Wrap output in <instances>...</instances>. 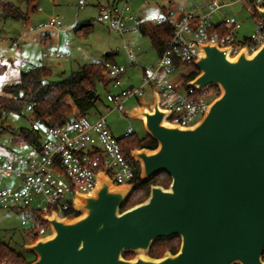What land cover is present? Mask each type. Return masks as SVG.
<instances>
[{"label": "water", "instance_id": "obj_1", "mask_svg": "<svg viewBox=\"0 0 264 264\" xmlns=\"http://www.w3.org/2000/svg\"><path fill=\"white\" fill-rule=\"evenodd\" d=\"M256 11L264 23V8ZM229 52L201 46L199 75L187 86L219 95L194 126L167 123L156 91L129 113L157 144L131 152L141 180L166 174L170 186H151L143 203L123 211L133 184L99 173L95 189L73 201L76 217L43 218L52 233L26 245L30 264H264V43L253 54ZM174 238L177 254L148 256Z\"/></svg>", "mask_w": 264, "mask_h": 264}, {"label": "built area", "instance_id": "obj_2", "mask_svg": "<svg viewBox=\"0 0 264 264\" xmlns=\"http://www.w3.org/2000/svg\"><path fill=\"white\" fill-rule=\"evenodd\" d=\"M123 1V11L116 6L108 10L103 8L97 20L109 24L121 35L127 31L124 11L130 5V0ZM237 3H242L255 21L257 30L250 37L241 38V23L223 17L225 9ZM80 5H85V0H80ZM257 8H264V0H237L232 4L226 0H208L181 18L178 14L169 13L156 19V24L167 22L172 26V40L157 64L144 68L141 88L107 97L113 106L110 111L123 112L129 99L143 98L145 88L151 86L152 97L156 91L160 108L169 111L167 123L183 128L194 126L218 95L207 90L196 96L195 89L185 90L183 75L191 71L188 63L195 65L201 46L207 43L217 44L222 49L229 48L231 58L238 56L244 48L248 54L255 53L264 43V23L258 17ZM215 19L219 22L214 23ZM61 26L59 18L53 17L42 28L61 31ZM215 26L218 29L212 31ZM130 55L131 62L136 63L131 51ZM58 57L66 58L68 54L58 53ZM123 71V68H113L106 76L116 78ZM212 96L215 97L213 100L210 99ZM27 111L31 112V109ZM32 130L39 144L20 145L19 152H14L10 158L0 156V210L16 205L28 210L34 205L29 210L34 225L25 229L27 238L34 243L52 233L44 217L55 215L58 219H65L77 216L73 213V201L79 194H88L95 189L99 173L107 174L114 185L131 184L134 174L123 158L118 139L110 131L105 116L91 123L85 116L77 115L75 123L65 128L43 127L35 122ZM132 133L129 131L125 136ZM26 224L23 223L24 226Z\"/></svg>", "mask_w": 264, "mask_h": 264}, {"label": "rangeland", "instance_id": "obj_3", "mask_svg": "<svg viewBox=\"0 0 264 264\" xmlns=\"http://www.w3.org/2000/svg\"><path fill=\"white\" fill-rule=\"evenodd\" d=\"M206 1L208 0H130L129 9L124 11L127 31L121 35L111 29L109 24H102L97 20L103 8L108 10L116 6L123 11V0H85L83 6L80 5V0H33V7L28 0H3V4H10L23 15L19 19H5L2 17L3 4L0 5V95L5 94L6 86L18 83L21 73L27 72L32 65L49 67L52 76L47 82L59 84L80 66L103 63L105 55L113 53L115 67L111 69L123 68L124 73L106 87L97 86L96 91L101 101L85 117L94 123L100 116H107V125L116 139L124 137L129 131L137 138L144 139L148 135L143 121L129 116L132 109L139 106L138 98L129 99L123 112L115 111L110 114L106 109V106L113 107L107 101L109 95H119L132 86L141 88L143 69L154 67L159 61L149 38L141 34L139 24L146 22L156 25L155 20L166 14L189 12ZM236 1L226 0V3ZM223 15L224 18L236 19L241 23V38L256 33L255 21L242 3L227 7ZM53 17H58L62 23V36L58 35L55 28H42ZM217 22L219 20L215 19L214 23ZM89 25L91 31L86 33ZM83 27L81 32L77 31ZM47 35H50V39L44 42L43 37ZM66 44L69 46L67 52L64 50ZM59 51L69 53V58L58 59L55 55ZM130 51L136 63L131 62ZM24 59L26 62H22ZM2 65L14 67L9 73L2 74ZM106 79L109 77L106 76ZM151 90L152 87L147 86L143 96L149 103L153 102ZM213 97L210 99L213 100ZM34 123L29 111H25L22 116L5 115L0 126L7 128V131L0 135V156L10 158L14 152H19V147L12 142L13 135L22 128L32 129ZM33 206L28 210L20 205L0 210V240L30 260L33 255L25 247L32 243L27 238L25 229L34 225L29 211ZM24 222L27 223L26 226L23 225ZM132 255L130 259L135 258Z\"/></svg>", "mask_w": 264, "mask_h": 264}, {"label": "trees", "instance_id": "obj_4", "mask_svg": "<svg viewBox=\"0 0 264 264\" xmlns=\"http://www.w3.org/2000/svg\"><path fill=\"white\" fill-rule=\"evenodd\" d=\"M29 5L33 7V0H28ZM3 0H0V5ZM35 9V8H33ZM22 13L13 8L8 3L3 4L2 17L7 19H19ZM182 15H179L181 18ZM91 31V25L87 26ZM81 29H77L81 32ZM139 29L144 37L149 38L151 48L155 50L158 56H162L169 46L173 28L167 22L159 24H151L142 22L139 24ZM218 29V26L212 27V31ZM50 39L47 35L43 37V41ZM113 53L105 55L103 63L86 64L78 70L66 77L59 84H50L47 80L52 76V72L44 66H35L27 72H22L18 83L5 87V94L0 95V124L4 116L14 114L22 116L25 111L31 109L34 121L43 127H69L75 123L77 115L86 116L96 104L100 102L96 88L98 85L108 86L116 78L106 79V74L111 67H115ZM178 63V62H177ZM179 65V64H178ZM191 71L188 75H183L184 88H188V82L192 81L199 75L194 63L190 62ZM215 91L219 95V90L212 87L208 90ZM196 96L202 95V92L194 90ZM7 128L0 126V135L5 133ZM14 145L39 144V139L32 129L22 128L13 135L12 140ZM123 158L130 165L134 178L131 182L134 186L133 193L122 210L125 211L138 204L143 203L150 194L151 186H161L168 188L171 184V179L166 174H159L149 182H143L140 178V166L131 157L133 150L149 149L154 150L157 147L155 141L147 136L144 139H139L132 133L129 136H124L118 139ZM73 213L76 214L74 211ZM180 245L178 239H171L165 242H160L153 246L150 255L153 257H161L166 251L176 253ZM33 259L30 260L25 255H22L11 248L9 245L0 240V264H30L35 260V255L32 253ZM132 254H125L126 259H130ZM264 260V255H263Z\"/></svg>", "mask_w": 264, "mask_h": 264}, {"label": "crops", "instance_id": "obj_5", "mask_svg": "<svg viewBox=\"0 0 264 264\" xmlns=\"http://www.w3.org/2000/svg\"><path fill=\"white\" fill-rule=\"evenodd\" d=\"M184 13H187V12H184V11H182V12H179L178 13V15H183ZM58 31V30H57ZM58 35L59 36H62V32L61 31H58ZM49 37H50V35H49ZM49 41V39H46V41ZM69 49V46L66 44V45H64V50H65V52H67V50ZM58 53H62V51H59ZM58 53L55 55L58 59H65V58H59L58 57ZM66 54H68V57H66V59L67 58H69V53H66ZM129 54H130V52H129ZM130 59H131V55H130ZM22 62H26V60L24 59V60H22ZM3 66V68H2V74H4V73H9L12 69H13V67H14V65H2ZM35 66H39V64H35V65H32L30 68H32V67H35ZM115 66V65H114ZM44 67H46V66H44ZM81 67V66H80ZM79 67V68H80ZM46 68H48L49 70H50V68L49 67H46ZM78 68V69H79ZM144 70V69H143ZM51 71V70H50ZM52 72V71H51ZM124 73V71L122 72V73H120L121 75ZM120 74L118 75V76H120ZM115 80H117V79H115ZM114 80V81H115ZM112 83V82H111ZM110 83V84H111ZM134 87L132 86V87H130L129 89H133ZM134 108H136V107H134ZM133 108V109H134ZM106 109L107 110H109V113L111 114L112 112L110 111V106H106ZM106 117V119H107V116H105Z\"/></svg>", "mask_w": 264, "mask_h": 264}, {"label": "flooded vegetation", "instance_id": "obj_6", "mask_svg": "<svg viewBox=\"0 0 264 264\" xmlns=\"http://www.w3.org/2000/svg\"><path fill=\"white\" fill-rule=\"evenodd\" d=\"M174 239H178L179 241H180V245H179V248H178V250L176 251V253H172V251H166L165 253H167V252H169V253H171V254H173V255H175V254H177L178 253V251H179V249H180V246H181V240L179 239V238H174ZM160 242H165V241H160ZM160 242H157V243H155L153 246H155L156 244H158V243H160ZM153 246H152V248H153ZM151 248V249H152ZM151 251V250H150ZM165 253L163 254V256L165 255ZM148 256L150 257V258H153V259H159V258H162L163 256H161V257H153V256H151L150 255V252L148 253Z\"/></svg>", "mask_w": 264, "mask_h": 264}]
</instances>
